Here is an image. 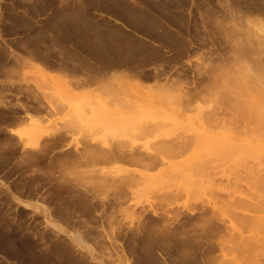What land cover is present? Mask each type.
Here are the masks:
<instances>
[{"label":"rangeland","instance_id":"1","mask_svg":"<svg viewBox=\"0 0 264 264\" xmlns=\"http://www.w3.org/2000/svg\"><path fill=\"white\" fill-rule=\"evenodd\" d=\"M37 2L40 19L12 15L6 36L26 34L0 47V177L10 181L0 184V256L20 264L79 254L93 264H264V189L255 182L264 135L256 124L226 121L233 104L264 91V0ZM13 120L35 130L34 148L7 131ZM156 138L190 144L148 172L139 163L146 153L144 161L129 150L167 154ZM91 167L108 169L111 182L94 180ZM124 171L140 182L127 183ZM239 197L260 204L250 210Z\"/></svg>","mask_w":264,"mask_h":264},{"label":"bare ground","instance_id":"2","mask_svg":"<svg viewBox=\"0 0 264 264\" xmlns=\"http://www.w3.org/2000/svg\"><path fill=\"white\" fill-rule=\"evenodd\" d=\"M249 26H250V25H249ZM250 27H251V26H250ZM262 32H263V30H262ZM260 33H261V32H260ZM262 36H263V35H262ZM260 37H261V36H259V38H260ZM263 45H264V44H263ZM248 53H249V51H248ZM246 58H247V56H246ZM242 59H243V58H242ZM242 59H241V60H242ZM247 61H248V60H247ZM243 63H246V61L243 60ZM243 63H242V65H243ZM245 65H246V64H244V66H245ZM244 66H243V69L245 68ZM251 66H252V65H251ZM247 67H248V66H246V69H244L245 71L243 70L242 72L245 73L244 76H245L246 74H248V75L250 74L249 76L251 77V74H252V73L250 72V68L248 69ZM254 69H255V68H254ZM263 71H264V70H263ZM246 72H247V73H246ZM248 75H247V77H248ZM255 75H256V74H255ZM247 77H245V78H247ZM252 77H253V78L255 77V78L257 79L256 76H252ZM252 77H251V78H252ZM251 78H249V79H251ZM253 78H252V79H253ZM135 84H136V83H135ZM137 84H138V83H137ZM140 84H141V83H140ZM106 85H107V84H106ZM109 85H110V84H109ZM174 85H175V83L173 84V86H174ZM139 86H140V85H139ZM175 86H176V85H175ZM175 86H174V87H175ZM178 86H179V84H178ZM182 86H183V84H182ZM104 87H105V86H104ZM106 87H107V86H106ZM108 87H109V86H108ZM111 87H112V86H111ZM137 87H138V86H137ZM182 88H183V87H182ZM222 88H224V87H222ZM110 89H111V88H110ZM110 89H108V90H110ZM112 89H113V88H112ZM137 89H138V88H137ZM182 90H183V89H182ZM185 91H186V90H185ZM180 92L182 93L183 91H180ZM183 93H184V92H183ZM260 93H261V97H260L261 99H260V100H257V101H251V102L242 101L240 104L235 103L236 105L233 104V106H232L233 108H232V109H231L230 106H228V107H230V109H231V110L229 111V113H230V112L232 113V117H230L231 115H230V116H229V115H226V116H229V118H230V119L232 118V119L230 120L228 117H226V118H228L226 121H229V124H230V122H231V123L234 122V123L236 124V126H238V128H239V126H241L240 128H242V129H243L244 127L247 128V129H248V127H249V128L251 129L250 126H251L252 124H256V126H258L259 128L257 127L258 131L255 129V132L257 131L256 133H258V135L263 136V135H264V91H263V92H260ZM228 95H230V94H228ZM227 97L229 98L230 96H227ZM188 98H190V97H188ZM186 99H187V98H186ZM229 100H230V98H229ZM181 101H182V100H181ZM184 101H185V100H184ZM187 102L189 103L188 100H187ZM235 102H236V101H235ZM129 103H130V102H129ZM229 103H230V102H229ZM181 104H182V103H181ZM181 104H180V105H181ZM183 104H184V103H183ZM183 104H182V105H183ZM185 104H186V101H185ZM216 104H217V103H216ZM218 104L221 105V103H218ZM222 106H223V105H222ZM179 108H180V107H179ZM207 108H208V107H207ZM207 108H204V110L207 109ZM209 108H210V107H209ZM180 109H181V108H180ZM211 109H216V110H217V108H211ZM218 109H219V111L221 112L220 108H218ZM221 109H222V108H221ZM178 110H179V109H178ZM182 110H183V109H182ZM216 110H215V111H216ZM224 110H225V109H224ZM179 112H180V111H179ZM227 112H228V111H227ZM218 113H219V112H218ZM222 113L224 114V112H222ZM231 113H230V114H231ZM226 114H227V113H226ZM114 116H115V115H114ZM213 117H214V116H213ZM213 117H212V119H213ZM127 118H128V117H127ZM129 118H130V117H129ZM146 118H147V117H146ZM149 118L151 119V117H149ZM209 118H210V117H209ZM216 118H217V117H216ZM120 119H121V118H120ZM123 119H124V118H123ZM131 119H135V118H131ZM131 119H130V120H131ZM138 119H139V118H138ZM218 119L220 120V122H223V121H224V120L222 121V119H224V118L220 119V117H219ZM218 119H217V120H218ZM11 120H12V119H11ZM106 120H107V119H106ZM106 120H105V121H106ZM117 120H119V119H117ZM126 120H127V119H126ZM135 120H136V119H135ZM135 120H133V121L135 122ZM120 121H121V120H120ZM100 122H101V121H100ZM111 122H112V121H111ZM126 122H127V121H126ZM134 122H133V123H134ZM147 122H148V121H147ZM147 122H146V125H147ZM224 122H225V121H224ZM224 122H223V125H224V124L226 125V122H225V123H224ZM105 123H106V122H105ZM114 123H116V122H114ZM131 123H132V122H131ZM131 123H130V124H131ZM140 123H142V122H140ZM227 123H228V122H227ZM234 123H233V124H234ZM12 124H14V125L17 124V125L19 126V125H20V120H19V121H18V120H17V121H16V120H13ZM36 124H37V123H36ZM101 124H102V123H101ZM110 124H111V123H110ZM136 124H137V123H136ZM143 124H144V123H143ZM233 124H232V125H233ZM235 124H234L233 126H235ZM108 125H109V124H108ZM122 125H123V124H122ZM141 125H142V124H141ZM141 125H139V126H141ZM225 125H224V126H225ZM227 125H228V124H227ZM125 126H126V124H125ZM128 126H129V125H127V127H128ZM228 126H229V125H228ZM256 126L253 125V127H256ZM122 127H123V126H122ZM127 127H126V128H127ZM133 127H134V126H133ZM136 127H138V126H136ZM144 127H145V126H144ZM152 127H153V125L151 126V128H152ZM229 127H231V126H229ZM253 127H252V129H253ZM25 128H26V127H25ZM25 128H24V130H23V128H22V130H19V129H21V128H19L18 130H17V129H16V130H13V129H12V134L17 135V136H19L20 138L22 137V138L24 139V143H25V145H26L28 148H30V147H33V145L35 144V142H34L35 139H32V134L35 133V130H34V132H33V131H31V129L26 130ZM31 128H32V127H31ZM134 128H135V127H134ZM231 128H232V127H231ZM235 128H236V127H235ZM27 129H28V128H27ZM147 129H148V128H147ZM138 130H139V129H138ZM29 131H30V132H29ZM243 132H244V131H243ZM245 132H250V130L246 131V129H245ZM245 132H244V133H245ZM251 132H252V130H251ZM244 133H243V134H244ZM253 133H254V132H253ZM37 134H38V133H37ZM245 134H246V133H245ZM254 134H255V133H254ZM122 135H123V134H122ZM160 135H161V134H160ZM160 135H159V136H160ZM169 135H170V134H169ZM202 135H203V134H202ZM241 135H242V133H241ZM247 135H248V134H247ZM34 136H35V135H34ZM38 136H39V135H38ZM159 136H158L157 138H159ZM166 136H167V135H166ZM125 137H126V136H125ZM155 137H156V136H155ZM162 137H164V136H162ZM170 137H172V136H170ZM205 137H206V136H205ZM36 138H37V137H36ZM121 138H122V137H121ZM157 138L154 139V140H157ZM199 138H201V135L199 136ZM203 138H204V136H203ZM113 139H115V138H113ZM117 139H118V141L120 140V138H117ZM117 139H116V140H117ZM123 139H124V138H123ZM159 139H160V138H159ZM161 139H163V138H161ZM172 139H173V138H172ZM174 139H177V140H178L179 138L174 137ZM185 139H186V138H184L183 140L180 139V141H178V142L175 141V142H177V147H176V145L174 144V140H173V141H171V140H166V141H165V140H164V141H161V142H160L159 140H157V141H159L160 143H164L165 146H166V144H167V146L169 145V146L171 147V148H170L171 150H169V148H168L169 151L167 150V154H165V153H166V152H165L166 149H165V151L163 150L165 153L163 152V154H161V153H160L161 151H160V152L158 151V153H157V152L150 151L151 148H149V151H147V152H146V151H145V152H139V153L137 152L136 154H135L136 151H134V150H131V151H130V150H129L130 155L127 153V156H128V155L131 156V154H133V156H138V158L141 157L140 159H141V160H144V161H145V159H146V156H148L147 160L149 159V161H148V162L146 161L147 163L144 164L143 161H141V162L139 161V163H141V165L145 168V170L149 172L150 170L155 169V168L157 167V165H159V164H158V161L164 159L163 157H164L165 155H171L170 157H175V156H173V155L176 154V156H177V155H178L177 153H178L181 149H182V150L185 149V147H187V146L190 144V143H189L190 141H189V140H188L189 142H188L187 140L184 141ZM152 140H153V138H152ZM152 140H151V141H152ZM181 140H182V141H181ZM204 140H205V138L203 139V141H204ZM157 141H156V142H157ZM217 141H218V140H217ZM120 142H121V140H120ZM120 142H119V143H120ZM156 142H155V143H156ZM198 142H200V141H198ZM201 142H202V141H201ZM119 143H118V144H119ZM124 143H125V142H124ZM110 144H112V143H110ZM113 144H114V143H113ZM113 144H112V145H113ZM202 144H203V143H202ZM35 145H37V143H36ZM107 145H108V144H107ZM107 145H106V146H107ZM147 145H148V144H147ZM158 145H159V143H158ZM162 145H163V144H162ZM204 145H205V144H204ZM114 146H115V145H114ZM114 146H112V147H114ZM159 146H160V145H159ZM165 146H163V147L165 148ZM169 146H168V147H169ZM135 147H136V146H135ZM161 147H162V146H161ZM189 147H190V146H189ZM202 147H203V146H202ZM33 148H34V147H33ZM107 148H108V147H107ZM137 148H138V147H137ZM141 148H142V147H141ZM141 148H140V149H141ZM147 148H148V147H147ZM147 148H146V149H147ZM164 148H162V149H164ZM166 148H167V147H166ZM97 149H99V148L97 147ZM101 149H102V148H101ZM101 149H100V150H101ZM115 149H116V148H115ZM123 149H124V148H123ZM133 149H134V148H133ZM144 149H145V148H144ZM162 149H161V150H162ZM92 150H93V149H92ZM138 150H139V149H138ZM102 151H103V149H102ZM107 151H108V150H107ZM118 151H119L120 153H124V152L121 151V150H118ZM118 151H117V152H118ZM140 151H143V148H142ZM96 152H97V151H96ZM98 152H99V151H98ZM115 152H116V150H115ZM115 152H114V148H113V149L110 148V150L107 152V154L111 155V158L109 157L110 159H112V157L115 156ZM184 152H185V150H184ZM100 153H101V152H100ZM100 153H99V154H100ZM120 153H119V154H120ZM142 153H143V154H142ZM145 153H146V154H145ZM159 153H160V154H159ZM102 154H103V153H102ZM119 154H117V155H118V158H119V156H120ZM144 154H145L146 156H144ZM259 154H261V152H259ZM112 155H114V156H112ZM163 155H164V156H163ZM82 156H83V155H82ZM85 156H86V155H85ZM101 156H102V155H101ZM121 156H122V154H121ZM142 156H144V157H142ZM99 157H100V155H99ZM104 157H106V152H105V156H104ZM88 158H89V157H88ZM88 158H87V160H88ZM91 158H92V157H91ZM121 158H122L121 160H123V156H122ZM132 158H133V157H132ZM132 158H131V159H132ZM134 158H135V157H134ZM138 158H135V159H138ZM144 158H145V159H144ZM85 159H86V158H85ZM93 159H94V158H93ZM99 159H100V158H99ZM102 159H103V158H102ZM116 159H117V158H116ZM119 159H120V158H119ZM189 159H190V158H189ZM241 159H242V158H241ZM241 159H240V160H241ZM244 159H245V158H244ZM72 160H73V159H72ZM108 160H109V159H107V161H108ZM125 160H126V158H125ZM127 160H128V162L131 161V160L129 161V159H127ZM245 160H246V159H245ZM78 161H80V160L78 159ZM83 161L85 162V160H83ZM88 161H89V160H88ZM90 161H91V160H90ZM110 161H113V160H110ZM116 161H117V160H116ZM71 162H72V161H71ZM76 162H77V161H76ZM76 162H75L74 164H76ZM91 162H92V161H91ZM91 162H90V163H91ZM97 162H98V161H97ZM101 162H102V161H101ZM131 162H132V161H131ZM161 162H162V161H161ZM110 163H111V162H110ZM93 164H94V163H93ZM93 164H92V166H96L95 164H94V165H93ZM105 164H107V163H105ZM108 164H109V163H108ZM136 164H137V163H136ZM160 164H161V163H160ZM197 164H198V163H197ZM240 164H242V163H240ZM240 164H239V165H240ZM76 165H77V164H76ZM76 165H75V166H76ZM103 165H104V163H103ZM198 165H199V164H198ZM200 165H202V164H200ZM200 165H199V166H200ZM208 165H209V167H210L211 164H208ZM77 166H80V164L77 165ZM90 166H91V164H90ZM90 166H89V167H90ZM135 166H136V165H135ZM202 166H203V165H202ZM204 166H206V165L204 164ZM234 166H235V165H234ZM247 166H248V165H247ZM83 167H84V166H83ZM83 167H82V168H83ZM103 167H104V166H103ZM197 167H198V166H197ZM212 167H213V166H212ZM86 168H87V169H85V170H86L85 172H87V170H88V167H86ZM91 168H92V167H91ZM97 168H98V167H97ZM117 168L119 169V167H117ZM120 168L122 169L123 167H120ZM125 168H126V167H125ZM125 168H123V169H125ZM239 168H240V167H239ZM245 168H246V167H245ZM74 169H76V167H75ZM78 169H80V168H78ZM78 169H77V170H78ZM89 169H90V168H89ZM114 169H116V168H114ZM121 169H120V170H121ZM199 169H201V168H199ZM202 169H204V168H202ZM206 169H207V168H206ZM206 169H205V170H206ZM82 170H83V169H82ZM107 170H108V169H107ZM107 170H105V169H103V168H100V167H99V169H93V168H92V170H91L92 173H93V172H99V173H100V174L98 173V175H95V176L93 177L94 180H95V178L97 179L96 176L99 177V175H101V179H102V180L105 179V181L109 182L110 180H107V179H109V178H108V174H110L111 172L109 173V171H107ZM126 170H128V169H126ZM143 170H144V169H143ZM197 170H198V169H197ZM209 170H210V169H209ZM238 170H239V169H238ZM79 171H80V170H79ZM111 171H112V170H111ZM115 171H116V170H115ZM81 172H82V171H81ZM116 172H117V171H116ZM116 172H115V173H116ZM127 172H128V171H124V173H126V175H128V176H129V174L131 175L130 177H127V176H126L127 178H129V180H128L127 183H129L130 179H131V181H132L131 183H134V182H136V181H139V180H138L139 175H137V174L134 175L133 172L127 174ZM89 173H90V175L92 174L90 171H89ZM203 173H204V172H203ZM94 174H96V173H93L92 176H93ZM119 174H120V173H119ZM119 174H118V175H119ZM122 174H123V173H122ZM122 174H121V175H122ZM143 174H144V173H143ZM143 174H142V175H143ZM255 174H256V180H255V182H256V184H259V186L261 187V189H262V191H263V189H264V172H263V171L260 172V170H259V172L255 173ZM102 175H103V176H102ZM111 175H113V173H112ZM145 175H147V174H145ZM205 175H207V174H204V176H205ZM113 176H114V175H113ZM115 176H116V175H115ZM119 176H120V175H119ZM119 176H118V177L116 176V177L119 178ZM204 176H203V177H204ZM120 177H121V176H120ZM126 177L124 176V179H125ZM144 177H145V176H144ZM110 178H112V176H111ZM139 178H141V177H139ZM142 178H143V177H142ZM145 178H147V176H146ZM159 178L163 179L161 176H159ZM164 178H165V177H164ZM113 179H114V178H113ZM113 179H112V181H113ZM120 179H121V178H120ZM150 179H151V178H150ZM150 179H149V181H150ZM156 179H157V178H156ZM118 180H119V179H118ZM118 180H117V181H118ZM122 180H123V175H122V179H121V181H122ZM143 180H144V179H143ZM158 180H160V179H158ZM105 181H103V182H105ZM119 181H120V180H119ZM125 181H126V180H125ZM152 181H153V179H152ZM152 181H150V182L145 181V182L151 183ZM163 181H164V180H163ZM163 181H162V182H163ZM97 182H98V181H97ZM99 182H100V184H101L102 181L100 180ZM110 182H111V181H110ZM139 182H140V181H139ZM143 182H144V181H143ZM154 182H156V181H154ZM160 182H161V181H160ZM164 182H165V181H164ZM208 182L210 183V181H208ZM95 183H96V182H95ZM113 183H115V181H113ZM122 183H123V181H122ZM127 183H126V184H127ZM131 183H130V185L132 186ZM137 183H138V182H137ZM141 183H142V182H141ZM103 184H105V183H103ZM120 184H121V183H120ZM135 184H136V183H135ZM135 184H134V185H135ZM138 184H139V183H138ZM116 185H117V183H116ZM116 185H115V186H116ZM106 186H108V185H106ZM112 186H114V184H113ZM99 187H100V185L98 186V188H99ZM101 187H102V184H101ZM107 188H108V187H107ZM109 188H111V185H110ZM109 188H108V189H109ZM113 188H114V187H113ZM119 188H120V187H119ZM126 188H128V187H126ZM100 189H101V188H100ZM105 189H106V188H105V186H104V190H105ZM108 189H107V190H108ZM115 189H116V188H115ZM219 189H220V188H219ZM113 190H114V189H113ZM237 190H238V189H237ZM237 190H234V191L237 192ZM249 190H250V189H249ZM101 191H102V190H101ZM109 191H111V190H109ZM116 191H117V190H116ZM227 191H228V190H227ZM227 191H226V192H227ZM125 192H126V191H125ZM222 192H223V190H222ZM175 193H176V192H175ZM224 193H225V192H224ZM234 193H235V192H234ZM238 193H239V191H238ZM241 193H244V192L241 191ZM249 193H250V192H249ZM107 194H108V192H107ZM221 194H222V193H221ZM229 194L232 195L231 191H230ZM245 194H247V191H246ZM242 195H243V194H242ZM249 195H250V194H249ZM166 196H167V195H166ZM166 196H165V197H166ZM168 197H169V195H168ZM243 197H244V196H243ZM166 198H167V197H166ZM166 198H165V199H166ZM171 198H172V197H171ZM171 198H170V199H171ZM234 198H235V197H234ZM239 198H240V197H239ZM250 198H252L251 195H250ZM237 199H238V198H237ZM237 199H234V201H235V202L238 201ZM240 199H241L240 201H244L246 198H245V199L243 198L244 200H242V198H240ZM168 200H169V199H168ZM247 200H249V199L247 198ZM247 200L244 201V203L241 202L242 204H240V201H239V204H240V205H243V206L246 205V206H248V207L251 206L250 210L253 209V208H255V206H253V204H254V205L257 204L256 206H258V205L260 204V203H256V202H255L256 204H255L254 202H252V203H250V204H248V203L246 204V202H249V201H247ZM253 200H254V199H253ZM263 200H264V199H263ZM166 201H167V200H166ZM169 201H170V200H169ZM231 202H233V201H231ZM250 202H251V200H250ZM261 202H262V201H261ZM237 203H238V202H237ZM237 203H236V204H237ZM262 203H263L262 206H264V201H263ZM221 204H222V203H221ZM227 204H229V203L227 202ZM227 204H226V206H227ZM239 204H238V205H239ZM251 204H252V205H251ZM233 205H235V204H233ZM233 205H231V206L233 207ZM238 205H237V206L235 205V206L238 207ZM235 206H234V208H235ZM243 206H241V209H242ZM262 206H260V207H262ZM219 207H220V206H219ZM222 207H223V206H222ZM229 207H230V205H229ZM229 207H228V208H229ZM243 208H244V207H243ZM246 208H247V207H246ZM256 208H257V207H256ZM263 208H264V207H263ZM235 209H236V208H235ZM220 210H221V209H220ZM244 210H245V209H244ZM246 210H247V209H246ZM248 210H249V208H248ZM254 210H256V209H254ZM221 212H222V210H221ZM238 212H240V211H238ZM236 213H237V212H236ZM236 213H235V214H236Z\"/></svg>","mask_w":264,"mask_h":264},{"label":"crops","instance_id":"3","mask_svg":"<svg viewBox=\"0 0 264 264\" xmlns=\"http://www.w3.org/2000/svg\"><path fill=\"white\" fill-rule=\"evenodd\" d=\"M29 1L30 0H0V47L4 48L6 41H12L17 39H22L24 35L26 34V31H23V28L19 31L17 30L15 36L8 37L5 34L6 28L10 27L12 24L10 17L12 15L16 17H20L21 20H24V22H37L41 16L35 15L36 7L38 6L37 0L32 1L31 8L29 7ZM13 2L19 3L20 6L13 5ZM24 4V6H23ZM8 11L9 15L6 13ZM3 40V42H2ZM21 63H26L25 61H21ZM20 128V125H10V127H7V131L12 134L13 130H18ZM10 181L4 180V178L0 177V184H9ZM59 262L61 264H93L94 261L92 258L88 255H65V256H59ZM0 263L2 264H20L16 262L15 260H12L7 257L0 256Z\"/></svg>","mask_w":264,"mask_h":264}]
</instances>
